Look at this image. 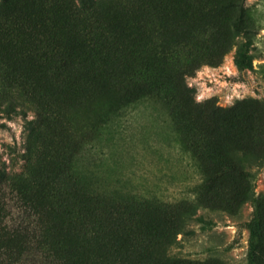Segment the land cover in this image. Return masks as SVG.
Wrapping results in <instances>:
<instances>
[{"label":"trees","instance_id":"16d2710c","mask_svg":"<svg viewBox=\"0 0 264 264\" xmlns=\"http://www.w3.org/2000/svg\"><path fill=\"white\" fill-rule=\"evenodd\" d=\"M234 5L0 0V96L9 92L6 104L31 108L37 120L24 170L10 174L0 167V264H160L155 248L175 242L191 214L170 215L172 222L165 223L159 199L135 193L115 199L114 188L84 183L81 175L108 155L110 141L101 137L78 152L61 124L73 103L107 93L116 81L130 91L121 110L104 121L101 135L114 132L126 108L172 89L179 90L182 100L175 108L182 111L192 99L183 81L196 64L191 58L210 50L222 54L243 28L237 15H227ZM236 53L235 63L244 67L240 47ZM180 113L195 122L194 115ZM194 127L197 141L206 140L211 155H219L216 132H204L196 122ZM234 159L238 169L259 167L264 151L247 165ZM253 251L251 239L249 256Z\"/></svg>","mask_w":264,"mask_h":264},{"label":"rangeland","instance_id":"374dc122","mask_svg":"<svg viewBox=\"0 0 264 264\" xmlns=\"http://www.w3.org/2000/svg\"><path fill=\"white\" fill-rule=\"evenodd\" d=\"M198 1H236L227 15L243 22L225 52L198 53L196 60L191 58L195 66L183 75L187 98L192 99L182 102L181 110L188 118L194 115L200 130L216 132L219 155H211L206 140L197 141L195 122L185 121L175 108L182 100L177 89L126 108L114 132L101 135L104 121L121 110L130 91L116 81L107 93L73 103L61 129L68 131L78 152L101 137L110 141L108 155L92 164L91 173L81 175L90 187L114 188L115 199L128 200L125 194L134 193L159 199L165 223L172 222L170 215L191 214L175 242L155 248L160 264H264V164L238 169L234 163L239 157L250 164L264 151V0ZM238 47L244 67L234 60ZM9 95L0 96V167L19 174L37 120L29 107L8 106L4 97ZM251 239L254 251L249 256Z\"/></svg>","mask_w":264,"mask_h":264}]
</instances>
